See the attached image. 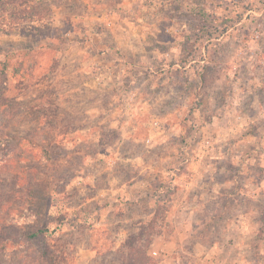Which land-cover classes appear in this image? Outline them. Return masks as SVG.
Masks as SVG:
<instances>
[{"label":"rangeland","instance_id":"obj_1","mask_svg":"<svg viewBox=\"0 0 264 264\" xmlns=\"http://www.w3.org/2000/svg\"><path fill=\"white\" fill-rule=\"evenodd\" d=\"M236 99L264 111V0H0V264H160L144 241L173 231L178 165L212 157L229 171L216 180L247 175L229 133L256 126ZM224 104L231 122L214 133ZM133 176L152 213L141 224L119 201ZM215 222L173 258L221 239Z\"/></svg>","mask_w":264,"mask_h":264},{"label":"crops","instance_id":"obj_2","mask_svg":"<svg viewBox=\"0 0 264 264\" xmlns=\"http://www.w3.org/2000/svg\"><path fill=\"white\" fill-rule=\"evenodd\" d=\"M259 81L262 79L259 78ZM261 88L260 84L254 85L250 93L260 91ZM233 106L240 112L244 109L245 115H249L244 119L245 122H250L249 124L253 127L256 126L254 132H250L251 129L244 130L248 128L244 127L243 130L235 132L232 129L229 133L232 137L238 134L241 140L238 145L243 144L240 148H243L239 153L240 157H243L244 161L250 158L249 163L239 165V174L244 172L247 175H241L244 180H216L217 176H226L229 171L226 167L215 166L212 163V157L209 159L210 164L204 160L195 162L196 159L192 157L186 160V165L184 163L178 165L174 170L178 180L175 183V195L172 203L169 204V201H166L168 207L163 223L164 225L170 222L173 225V231L169 234L162 233V231L157 233L149 248V254L157 255L161 260L160 264L183 263L177 256L173 258L172 253L177 252V255H180L179 252L183 250L187 239H194L201 228L212 233L215 229L212 225L214 221H216V226H218L217 222L221 221L222 225L218 232L221 239L215 238L209 242L196 241L190 251V264H264V142L259 147V155L262 156L258 163L252 156L258 155V152L255 153L258 150L250 149L246 145L255 139V132H259V129L262 130L264 137V111H260V105L257 104L256 99H253L250 105L245 106L243 101L236 99ZM233 106L224 104L223 114L213 115L212 120L206 123L207 127L213 129L214 133H218L215 126H229L231 122L229 109ZM193 120L195 119L192 116L187 121L190 126H193V129L190 127L189 140L194 138L197 130V125ZM226 138L223 135V140ZM187 150L180 146L181 160L188 155L185 154ZM216 150L215 159L217 161L228 160L232 155L230 150L224 146ZM138 181L136 176H133L129 182L123 183L119 190L121 194L119 201L122 207H125V223H137L152 216V213L150 215L143 211V206L147 203L145 197L148 193H136V188H143L146 185L142 182L140 186ZM148 191L150 190L147 189ZM156 192L154 190L152 196L153 199L155 198L153 202L157 204L160 198L155 196ZM122 201L125 202L122 203ZM151 201L152 199L149 202ZM211 203L215 204L217 210L219 208L220 211L210 210L208 205ZM151 249L153 253H150Z\"/></svg>","mask_w":264,"mask_h":264},{"label":"trees","instance_id":"obj_3","mask_svg":"<svg viewBox=\"0 0 264 264\" xmlns=\"http://www.w3.org/2000/svg\"><path fill=\"white\" fill-rule=\"evenodd\" d=\"M167 201V200H166ZM166 201H165V203H166ZM167 204V203H166ZM167 211V209L165 210V212ZM163 220H165V215H163ZM139 224H141L142 222L140 221V222H138ZM155 225H156V223H155ZM140 230H142V227H140ZM42 231H38V232H36V233H33V234H31L30 235V237L31 238H36L38 235H39V233H41ZM148 240V241H147ZM146 241H144V242H146V243H148V246H151V244H152V241H153V239L152 238H149V239H147ZM127 247H128V250L130 251L132 248H131V245L130 244H127ZM129 258H130V256H129ZM149 258V257H148ZM149 260H150V258H149ZM130 261H134V257L133 256H131V258H130Z\"/></svg>","mask_w":264,"mask_h":264},{"label":"built area","instance_id":"obj_4","mask_svg":"<svg viewBox=\"0 0 264 264\" xmlns=\"http://www.w3.org/2000/svg\"><path fill=\"white\" fill-rule=\"evenodd\" d=\"M258 37V36H257Z\"/></svg>","mask_w":264,"mask_h":264}]
</instances>
